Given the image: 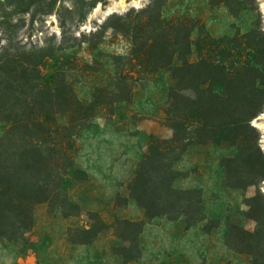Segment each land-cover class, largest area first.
<instances>
[{
  "label": "trees",
  "instance_id": "1",
  "mask_svg": "<svg viewBox=\"0 0 264 264\" xmlns=\"http://www.w3.org/2000/svg\"><path fill=\"white\" fill-rule=\"evenodd\" d=\"M170 1L113 12L86 32L80 26L106 0H0V123L6 125L0 134V238L16 240L29 230L38 204L51 212L70 204L71 179L82 173L74 169L75 143L99 110L125 118L136 87L165 81L161 121L171 136L151 138L125 184L126 196L115 194L112 225L128 244L127 260L141 255L138 235L146 220L166 216L192 226L204 218L202 189L180 186L187 176L177 165L192 147L227 144L235 153L221 157L223 182L233 190L254 188L244 198L254 227L231 224L226 245L247 255L248 264H264V152L252 123L264 112V29L214 36L199 18L167 16ZM244 1L257 7L255 0ZM209 3L239 9L238 0ZM25 14L31 27L54 15L59 36L44 34L42 24L36 41L12 32ZM109 27L129 39V53L108 55L111 68L81 98L77 87L104 64L81 59L76 49L96 47ZM129 201L143 219L119 213ZM70 229L77 231L70 238L77 244H90L97 233Z\"/></svg>",
  "mask_w": 264,
  "mask_h": 264
},
{
  "label": "rangeland",
  "instance_id": "2",
  "mask_svg": "<svg viewBox=\"0 0 264 264\" xmlns=\"http://www.w3.org/2000/svg\"><path fill=\"white\" fill-rule=\"evenodd\" d=\"M148 1L106 0L88 14L79 30H94L109 14L139 8ZM238 1L239 9L233 11L222 4L211 5L209 0H172L164 12L167 16L181 13L199 18V24L214 36L244 32L257 25L264 29V0H255L256 8ZM24 19V24L12 32L36 41L43 36L36 25L42 24L44 34L59 36L54 15L43 17L42 23L36 20L34 27L28 15ZM196 34L197 30L193 37ZM129 50V39L110 27L96 47L87 43L77 47L81 59L90 62L96 58L104 64L101 72L80 83L79 97H88L90 84L109 71L108 55H127ZM165 93V81L136 87L132 103L125 107V118L98 111L75 143L74 169L80 168L82 173L81 179H71L70 204L55 212L49 211L45 203L36 205L29 230L16 240L0 238V264H248L249 257L228 248L226 239L231 224L253 229L254 222L245 215L244 198L252 195L254 188L244 192L224 185L221 157L235 153V148L227 144L192 147L177 165L187 176L179 181L180 186L202 189L204 218L192 226L181 218L170 220L166 216L146 220L138 235L141 255L127 260L128 244L121 242L116 235L119 231L112 225V216L117 212L115 194L118 191L126 196L125 184L151 145V138L171 136L170 128L161 121ZM252 123L260 132L259 144L264 152V112ZM5 128L0 123V134ZM118 210L128 218L143 219L142 211L132 201ZM69 227H92L97 233L90 244L72 243L70 238L77 231Z\"/></svg>",
  "mask_w": 264,
  "mask_h": 264
}]
</instances>
